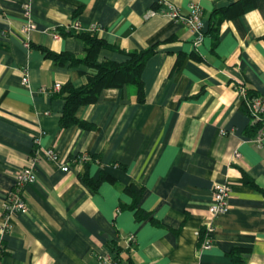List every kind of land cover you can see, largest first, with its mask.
<instances>
[{
  "label": "crops",
  "instance_id": "0c3cea01",
  "mask_svg": "<svg viewBox=\"0 0 264 264\" xmlns=\"http://www.w3.org/2000/svg\"><path fill=\"white\" fill-rule=\"evenodd\" d=\"M159 1L0 0V226L18 174L40 158L1 264H104L112 242L122 264H237L235 249L239 264H264V138L237 91L264 96V0L226 20L217 40L211 18L240 0H165L185 15L191 4L202 8L199 42ZM25 4L37 25L28 34ZM77 32H97L124 52L155 49L144 102L132 85L104 90L76 113L92 129L62 127L65 101L54 88L87 84L89 68L60 66L44 52L85 57ZM127 60L112 49L99 56ZM48 148L69 172L45 158ZM218 183L232 188L231 208L207 236Z\"/></svg>",
  "mask_w": 264,
  "mask_h": 264
},
{
  "label": "trees",
  "instance_id": "16d2710c",
  "mask_svg": "<svg viewBox=\"0 0 264 264\" xmlns=\"http://www.w3.org/2000/svg\"><path fill=\"white\" fill-rule=\"evenodd\" d=\"M254 7H256L255 0H240L229 8L216 11L213 18H211L209 29L210 35L217 40L221 26L226 20L233 16L244 14ZM73 36L80 38L84 42L85 57L79 59L70 53H54L44 50L47 58L53 60L55 64L60 66L84 65L90 70L87 74V84L76 87L72 83H68L61 88L58 94L65 101L63 117L61 119L62 127L68 128L71 126H79L92 129L93 126L78 119L76 113L80 107L96 103L102 92L107 89H118L131 85L135 86L138 91L139 102H144V82L142 74L146 62L155 53L154 48L138 52H124L116 46L110 47L97 32L93 34L77 32ZM102 49L119 51L125 54L128 57V60L124 63H116L113 61L100 62L99 56ZM194 55L196 58L200 57L197 52ZM248 94L250 95V93ZM253 129H255V131L259 129L258 123H253ZM129 191L136 196L140 195V192L133 188H130ZM204 233L207 234V227ZM110 248L111 252L115 255V262L117 264H122V247L116 245L115 242H112L110 243ZM241 254H243V249H235L231 252L230 256L235 263L239 264L241 262Z\"/></svg>",
  "mask_w": 264,
  "mask_h": 264
},
{
  "label": "built area",
  "instance_id": "2783aa9c",
  "mask_svg": "<svg viewBox=\"0 0 264 264\" xmlns=\"http://www.w3.org/2000/svg\"><path fill=\"white\" fill-rule=\"evenodd\" d=\"M159 3L165 5L167 10L163 13L173 20L180 22L190 29L195 31L198 35V42L202 40L205 33V21H204V13L202 8L197 4L190 5L189 14L185 15L182 13L179 7L175 6L172 3H169L165 0H160ZM23 10L28 17L29 23L24 27V33L28 34L37 29V25L31 19V8L29 4L23 5ZM78 26L75 27L74 30L77 29ZM97 30V27H94L93 31ZM54 38L59 39L60 36L57 32L54 33ZM24 83L28 82V77L23 79ZM55 89L60 90L62 88L61 84H56ZM238 94L244 101L247 102V106L249 109V113L253 117V123H258L259 126V134L261 138H264V96H249L248 91L244 86H240L238 88ZM221 135H225L224 132ZM40 139L37 138L35 140V144L39 145ZM39 152L35 154L31 160L30 164L25 167L17 176L15 184L13 188L9 191L7 196V204L5 209V216L2 225L0 226V264L1 258L5 251L4 248V239L5 236L12 229V221L11 218L14 215H17L21 212H27L28 205L24 196V188L29 184H34L37 182V172L36 168L39 164ZM45 158L58 165L63 172H69L70 167L68 163L63 161L62 155L53 148H48L44 150ZM86 157H82V161L85 160ZM232 194V188L226 184H215L213 187V200L211 205L208 208L209 211V223L207 225V236L214 229V221L216 218L225 215L231 208L230 198ZM205 249H209L212 246V242L210 240L206 241L204 244ZM104 264H117L115 262V255L112 252H109L107 255L102 256Z\"/></svg>",
  "mask_w": 264,
  "mask_h": 264
}]
</instances>
